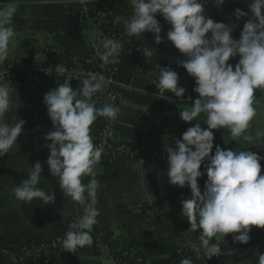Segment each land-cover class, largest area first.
<instances>
[{
	"label": "clouds",
	"instance_id": "9594fccd",
	"mask_svg": "<svg viewBox=\"0 0 264 264\" xmlns=\"http://www.w3.org/2000/svg\"><path fill=\"white\" fill-rule=\"evenodd\" d=\"M126 2L131 7V15L124 18L129 36L138 37L149 32L159 44L162 29L155 18L159 14L170 25L167 40L187 57L178 59L177 64L194 78L193 91L197 98L191 102V107L179 112V119L189 123L201 114L206 115V128L195 123L175 140L174 147L165 148L167 183L190 189V197L181 200V213L189 225L183 233L185 242L198 258L201 255L208 260L232 256L233 251L220 248L226 234H234L232 243L247 244L252 226L264 228V175L260 174V161L264 156L248 150H222L219 145L215 146L214 154L210 153L214 147L215 129L227 128L232 140L242 137L249 144L264 142V132L245 134L257 114L253 105L259 101L254 92L257 89L264 91V0H251V3L245 0L247 12L239 8L234 10L237 21L248 17L239 39L232 36L234 25L214 22L206 16L204 5L208 0ZM224 2L213 0L217 6ZM18 7L19 0L0 6V68L9 58V43L14 37L12 18ZM102 48V52L97 49V55L104 65L118 63L122 50L120 41L105 38ZM149 54L152 52L147 48L144 55ZM235 57L239 59L233 66L228 62ZM45 71L49 75L53 71L62 75L66 68L61 63ZM178 79L176 71L160 67L155 86L160 93L170 92L180 98L186 89L178 86ZM70 80L71 77L65 79L43 96L54 129L44 136L50 141L45 145L49 174L57 180L65 197L81 208L79 218L69 225L61 241L63 250L69 253L93 244L91 232L98 223L95 176L104 148L94 145L90 126L97 117L115 120L120 111L113 104L101 108L95 106L92 97L102 89L101 82L95 77L83 79L75 90L70 87ZM13 92L11 83L4 82L0 73V157L16 145L26 123L12 115L19 105L17 95L13 99ZM8 116H11L10 121L6 119ZM202 165L204 172L200 171ZM24 169L27 178L12 189L17 200L24 203L38 201L43 205L54 202L53 192L37 186L42 172L40 161ZM203 175L207 179L201 193L198 178ZM82 177H91V182L85 185ZM194 233H198L195 239ZM213 238L219 242H213ZM180 264L193 262L184 258ZM256 264H264V253L256 257Z\"/></svg>",
	"mask_w": 264,
	"mask_h": 264
},
{
	"label": "crops",
	"instance_id": "0c3cea01",
	"mask_svg": "<svg viewBox=\"0 0 264 264\" xmlns=\"http://www.w3.org/2000/svg\"><path fill=\"white\" fill-rule=\"evenodd\" d=\"M66 1V0H62ZM62 1H58L60 3ZM12 0H0V6L10 3ZM242 7H247L245 0H235ZM251 3V0H248ZM204 5L205 14L214 22H223L225 24L234 25L232 36H240V32L246 21H237L234 17L226 14L222 6H217L213 0H208ZM41 5H47L42 0H19L18 10L21 17L25 21L34 19V15L39 14L38 8ZM115 9L120 18V28L125 37L133 38L140 41L144 48L152 52V55L160 59L165 64L176 66L184 70V75L190 77L186 70L177 64V60H185L183 54L177 50L170 41L167 40V30H161V42H154V34L145 32L142 35L129 36L124 26V18L131 15V7L126 0H116L114 2ZM158 15V14H157ZM156 15V17H157ZM155 17V18H156ZM87 43L93 35V26L91 21H85L79 25ZM14 31H25L30 34L19 42L14 51H9V58L3 63L2 68L8 64L20 61L25 57L27 42L30 39H37L36 35L46 36L50 38L49 45L57 46L53 40V36L44 32L34 31L32 29H21ZM89 34V40L87 35ZM206 35H210L206 34ZM228 63H237V57L231 58ZM159 69L156 67L142 68L138 73L137 83L139 86L136 92L139 95H166L168 100H173L174 94L170 92L160 93L155 86V82L159 76ZM192 78V77H190ZM60 83L46 79H32L25 76H18L12 80L11 85L13 99L16 95L19 105L13 110L12 115L18 119H24L26 123L23 125L22 133L18 136L16 145L0 157V264H8V250L16 247L26 240L41 239L59 226L67 219L77 216L81 208L78 204L68 200L61 191L57 180L49 174L46 164L48 149L45 147L50 141H46L44 136L46 133L53 131L50 118L47 115L46 106L43 103V96L51 89H54ZM181 83L178 82V86ZM74 90L78 87L70 86ZM189 98V97H188ZM190 100V98H189ZM187 97L184 101L189 102ZM259 103L254 105L264 107V99L257 100ZM177 112L183 110V106L176 104ZM119 113L115 119L116 131L123 137L129 138L138 144L146 146L162 145L174 146L175 140L179 137L169 134L165 118L170 113H154L150 105H140L134 103L129 95H122L119 105ZM258 117L254 116L250 122L249 128L245 134H255L257 132L250 131L252 128H259L260 124L256 121ZM262 121L264 131V116L259 117ZM11 120V116L6 117ZM200 116L197 117L198 123ZM99 126L98 118L90 126V135L93 138ZM226 133L230 134L228 129ZM224 142L228 145L227 149H243L248 151L264 150V142L249 144L242 138ZM246 145V146H241ZM215 145L213 147V153ZM36 161H40L42 166L41 179L38 187L46 192L55 194L54 202L43 205L41 202L33 203L19 202L15 197L12 189L26 179L25 167H30ZM261 164V163H260ZM263 165L261 164V173ZM167 164L164 166L149 165L143 167L141 164L120 160L118 163L109 165L99 162L96 165V207L99 209L98 223L93 229L104 232L109 239L112 249L119 245L129 243L128 234L132 233L147 243L154 245H167L182 247L187 246L184 235L178 236L169 232V225L166 224L160 215L168 214L171 211L181 208V200L190 197V189L187 187L181 189L167 183ZM260 173V174H261ZM91 177H82V183L87 185L91 182ZM205 178L198 179V185L201 193L204 190ZM153 196H151L150 195ZM161 200L162 211L160 213H151V217L140 216L137 213H122L117 207L119 205L132 208L138 204L152 203ZM150 216V215H149ZM198 233L192 234L193 239ZM226 237V236H225ZM216 242V238H214ZM223 239L222 237L220 238ZM225 239V238H224ZM264 253V241L258 245H251L244 248L240 252L234 253L232 256H222L214 264H255L256 257ZM70 264H110L107 258L98 257L97 254L86 252L75 257Z\"/></svg>",
	"mask_w": 264,
	"mask_h": 264
},
{
	"label": "built area",
	"instance_id": "2783aa9c",
	"mask_svg": "<svg viewBox=\"0 0 264 264\" xmlns=\"http://www.w3.org/2000/svg\"><path fill=\"white\" fill-rule=\"evenodd\" d=\"M115 1L85 0L84 3H81V0H66L60 2L65 5H76L80 7L77 14H71L78 25H82L85 21H91L94 32L88 42L90 56L81 61L75 56L65 53L58 46L30 39L26 44L30 52L29 60L26 63L18 61L0 68V73L3 74V81L11 83L18 76H25L35 80L46 79L62 84L65 79L71 77L72 80L69 81V84L70 86H75L80 85V82L85 78L95 77L102 84L101 91L92 97L95 106L101 108L107 104H113L119 107L122 93L131 90L130 86L115 80L121 57L133 58L140 64L146 63L156 68L159 64L156 63L154 66V63L150 60V56L144 55L145 51H138L132 45H125L123 43L124 36L120 28V18L114 10ZM93 2L99 3L100 8L97 10L95 16L89 19L87 5ZM156 19L159 21L161 29L169 30L170 25L159 14ZM105 38H111L121 42L122 50L118 57V63L104 65L100 61L97 55V49L101 52L103 51L102 42ZM238 59L239 57H237V62ZM61 63L66 68L64 74L57 75L54 71L51 75L46 73V69H54L55 66ZM171 69L176 72H181L182 70L179 67H171ZM187 99L189 100L188 97ZM97 118L99 126L94 136V145L103 146L104 148L100 162L113 165L120 160H127L142 165L148 161L167 160V153L165 152L167 146L164 145L157 149H151L149 146L135 143L116 131L115 120H110L107 117ZM258 155L264 156V152H260ZM263 162L264 160L260 161L261 164ZM135 212H140L139 206L135 208ZM153 212L147 210L145 213L146 215H150ZM78 218L74 216L67 219L62 229L52 238L40 239L36 245L21 244L16 246V251L8 255V264H70L75 257L86 252L97 254L101 258H107L110 264H148L126 251L113 250L109 239L101 231L98 233L91 232L93 244L90 247L77 248L75 252L71 253L64 251L61 241L65 233L69 230V225ZM240 245V243H232V241H223L220 243V248L222 251L229 249L237 253L240 251ZM178 254L181 256L180 251ZM213 259L218 260L219 257H213Z\"/></svg>",
	"mask_w": 264,
	"mask_h": 264
},
{
	"label": "trees",
	"instance_id": "16d2710c",
	"mask_svg": "<svg viewBox=\"0 0 264 264\" xmlns=\"http://www.w3.org/2000/svg\"><path fill=\"white\" fill-rule=\"evenodd\" d=\"M42 1H46L47 5H41L37 7L39 14L34 15V19L31 21L23 20L19 10L17 9L15 15L12 18L11 26L14 28V30L32 29L34 31L50 34L53 36V40L57 44V46L60 47L65 53L75 56L81 61L88 58L90 56V52L88 49V43L79 25L77 24L75 18L71 16L72 13L77 14L80 10V7L76 5H65V4L57 3L58 1H62V0H42ZM221 6H222L223 11L232 17H234L233 13H234V10L237 8L245 12L248 11L247 7L240 6L239 4L235 2V0H225L224 4ZM99 8H100V4L97 2L88 4L87 5L88 18L91 19L93 16H95ZM114 10L116 11V9ZM247 19L248 17H243L240 20L247 21ZM234 39H239V36H235ZM123 43L125 45H132L138 51H147L140 41L135 40L133 38L124 36ZM149 56H150V60H152V62L154 63V66L156 63L159 64V66H157V69L159 70H160V67H170V68L176 67V66L165 64L164 62H162L160 59L153 56L152 54H149ZM29 57H30V52L26 48L25 57L21 59L20 61L23 63H26L29 60ZM148 67H153V66H151L150 64H146V63L140 64L133 58L122 56L120 65L118 66V73L115 77V80L119 83H123L131 87L130 91H124L122 95L123 94L129 95L130 99L134 103H137L140 105H150L154 113L156 112L157 113L159 112L160 113H163V112L170 113V116H167L165 118L168 132L169 134L180 138L182 133L186 131L188 127L193 126V123L196 122L197 120L196 118L194 121L189 122V123H185L181 121L179 119V112H177L176 107H175L176 104L181 105L184 108L191 107V102L197 98V94L193 91V88L195 87L194 78L186 77L184 75V72H185L184 70H181V72H177L178 77H179L178 82L181 83L180 86L186 89L185 93L180 98L173 96L172 98L173 100H168L166 98V95H162V96H158L155 94L154 96L150 94L139 95V93L136 92V89L139 86L137 84L139 82L138 73L142 70V68H148ZM79 86L80 85L78 84V85H75L74 87H79ZM254 96L256 100L264 99V91L257 89L254 92ZM186 97L190 98L189 102L184 101ZM160 146L154 145L152 147L149 146V148L157 149ZM234 150L240 151L243 149L237 148ZM260 152H264V150L253 151V153H256V154H260ZM212 153H210V155H212ZM166 164H167V160L160 159V160L145 162L144 164H142V166L143 167H147L149 165L164 166ZM262 165L264 167V162ZM200 171L202 172L205 171L203 165L201 166ZM261 175H264V168H263ZM200 178L207 179L206 175H203ZM161 202H162L161 200H156L152 203L138 204L137 206L140 207V212H135V208L137 206L128 208V207L119 205L117 209L122 213L135 212L140 216H144L148 218V217H151L152 214H150V216L146 215L145 212L147 210L154 211V213H160L162 211ZM160 218L166 224L169 225V232L175 235H178V236L183 235V233L189 227L186 217H184L181 213V208H177L168 214H164V215L162 214L160 215ZM64 223L61 226H59L56 230H54L53 232H51L50 234H48L47 236L41 239L52 238L54 235H56L59 232V230L62 229ZM92 232L98 233L99 231L92 229ZM233 235L234 234H226L224 241H232ZM249 235H250L249 242L247 244H241L240 251L251 245H258L261 242H263L264 241V228L258 229L252 226ZM128 237H129V243L119 245L118 247H114L113 250L117 249L119 251H126L132 254L136 258H140L144 263H148V264H180V261L184 259L185 257H187L188 259H191L193 264H199V263L200 264H214L222 257V256L219 257L218 260H214L213 258L208 260L207 258L203 256L198 258L195 252L188 245L182 246V247L167 246V245H154V244L147 243L146 241L140 239L138 236L132 233H129ZM39 240L40 239L26 240L20 243L19 245L21 244L22 245L23 244L36 245ZM213 242H216L214 238H213ZM15 251H16L15 247L9 248L7 255L12 254ZM179 251L181 253V256L178 254Z\"/></svg>",
	"mask_w": 264,
	"mask_h": 264
},
{
	"label": "rangeland",
	"instance_id": "374dc122",
	"mask_svg": "<svg viewBox=\"0 0 264 264\" xmlns=\"http://www.w3.org/2000/svg\"><path fill=\"white\" fill-rule=\"evenodd\" d=\"M27 36H30V34L28 32H25V31H14V37L12 38V40L9 43V51H14L16 46H17V44L19 42L23 41L24 38H26ZM35 37L37 39H40V40L44 39V40H46L47 43H50V41H51L50 38H46V36L36 35ZM89 37L90 36L88 34L87 35L88 40L90 39ZM253 106L256 108V112H257L256 116L258 117L256 119V121H258V123L260 124V127L259 128L257 127L256 129L252 128L250 131L264 132L263 128H261L262 121L259 118L260 116H264V107L262 105H260V106L253 105ZM205 119H206V115L205 114H201L198 123H201V127L202 128H206V125L204 124ZM225 129H227V128L213 130V133H214V145L215 146L219 145L220 147L226 148L228 145L224 142V140L226 139L227 142L231 141V135L226 133ZM241 146L244 147L246 145H241Z\"/></svg>",
	"mask_w": 264,
	"mask_h": 264
}]
</instances>
